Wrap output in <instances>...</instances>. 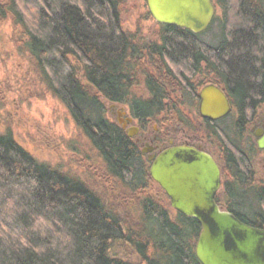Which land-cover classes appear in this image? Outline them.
<instances>
[{"label": "trees", "instance_id": "obj_1", "mask_svg": "<svg viewBox=\"0 0 264 264\" xmlns=\"http://www.w3.org/2000/svg\"><path fill=\"white\" fill-rule=\"evenodd\" d=\"M247 3L240 7L246 21L252 14ZM124 13L123 0H0V26L13 25L19 51L68 109L100 160L105 182L117 184L136 204L131 219L123 218L86 182L40 162L11 132L0 133V264H134L128 251L139 264H201V225L175 212L162 189L157 197L146 191L149 176L125 132L108 117L105 102L125 105L127 49L156 46L134 44ZM159 31L171 61L197 67L204 53L187 30L159 25ZM250 41L241 37L227 46L223 69L236 92L247 88L237 78L235 55ZM212 63L219 68L217 59ZM245 80L254 81L253 74ZM224 172L228 196L216 202L243 223L264 229V179H257L244 150L232 153Z\"/></svg>", "mask_w": 264, "mask_h": 264}, {"label": "flooded vegetation", "instance_id": "obj_2", "mask_svg": "<svg viewBox=\"0 0 264 264\" xmlns=\"http://www.w3.org/2000/svg\"><path fill=\"white\" fill-rule=\"evenodd\" d=\"M243 1L213 0L216 13L208 29L200 34L186 33L204 53L193 70L171 61L165 53L170 50L162 46L161 30L152 35L153 39H144L140 32L125 29L134 36V44L140 40L156 46L127 49L125 105L105 104L111 112L110 119L125 132V139L134 147L136 158L149 176L146 191L151 196L157 197L162 189L151 177V168L162 153L172 148L189 147L217 163L221 186L215 201L228 196L224 165L234 151L244 150L257 179H264V148L258 145L264 137V0H247L252 13L248 21L240 11ZM215 25L217 30L211 36ZM241 37L251 39L249 45L241 43L235 55L237 78L240 83L244 81L246 94L230 88L223 69L229 54L227 46L237 44ZM215 59L218 69L212 63ZM243 66L249 69L243 72ZM249 72L254 81L245 80ZM209 86L218 88L230 105V111L216 120L201 112V93ZM115 117L118 121H114ZM228 119L231 123L223 126ZM101 179L107 182L104 175Z\"/></svg>", "mask_w": 264, "mask_h": 264}, {"label": "rangeland", "instance_id": "obj_3", "mask_svg": "<svg viewBox=\"0 0 264 264\" xmlns=\"http://www.w3.org/2000/svg\"><path fill=\"white\" fill-rule=\"evenodd\" d=\"M123 2L125 29L140 32L144 39H153L159 27L149 13L146 0ZM216 30L215 25L210 35ZM13 33L11 23L0 26V133L11 132L15 141L37 160L75 175L98 192L108 207L120 212L123 218L131 219L135 202L129 203L117 184L101 179L104 174L100 160L65 105L42 81L34 61L19 51ZM110 113L108 110L109 118ZM122 118L121 115L120 120ZM114 121H118L116 117ZM230 123L228 119L222 125ZM127 253L129 260L139 264L134 253ZM121 257L125 258V248Z\"/></svg>", "mask_w": 264, "mask_h": 264}, {"label": "water", "instance_id": "obj_4", "mask_svg": "<svg viewBox=\"0 0 264 264\" xmlns=\"http://www.w3.org/2000/svg\"><path fill=\"white\" fill-rule=\"evenodd\" d=\"M149 13L160 25L200 34L211 25L213 0H146ZM202 115L216 120L230 111L225 95L209 86L201 93ZM264 148V137L259 141ZM170 200L171 208L201 225L196 257L201 264H264V229L251 227L219 207L215 195L221 170L208 155L189 147L162 153L151 171Z\"/></svg>", "mask_w": 264, "mask_h": 264}]
</instances>
